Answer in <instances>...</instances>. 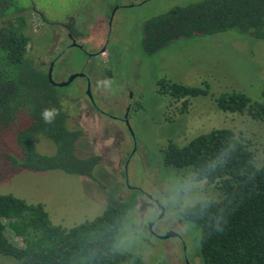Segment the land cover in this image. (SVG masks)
<instances>
[{
    "label": "rangeland",
    "instance_id": "374dc122",
    "mask_svg": "<svg viewBox=\"0 0 264 264\" xmlns=\"http://www.w3.org/2000/svg\"><path fill=\"white\" fill-rule=\"evenodd\" d=\"M137 1L143 0H16L19 7L25 8L21 14L26 21L24 33L30 39L28 57L34 55L38 60H48L59 54L62 50L60 42L54 41L58 31L64 30V25L72 26V34L78 38L74 42H89L84 45L86 53L99 51L105 44L102 35L108 36L111 30L109 21L116 7ZM145 1L118 11L112 26V31L116 29V39L107 48L106 77L100 75L99 88L107 99L99 101L101 110L108 112L115 108L113 114L120 110L124 113L127 104L129 129L119 121L102 118L89 105L86 107L87 101L82 106L72 104L68 97L78 93L75 88L82 79L56 88L64 111L72 117L67 121V128L83 132V137L76 143L77 155L101 156L92 176L70 175L60 170L32 172L13 167L4 153L15 154V150L10 149L11 145L9 148L3 145L0 149V194L42 204L54 225L69 229L99 216L105 209L107 192L117 183L121 186L118 195H124V182L146 191L154 187V193L160 191L170 200L175 215L203 199L218 198L216 184L196 181L189 171L164 167L161 151L170 141L183 146L212 129H230L250 144L254 164L264 163V122L244 114L222 112L214 102L221 93L232 90L244 93L252 101L263 100L264 41L250 33L229 29L177 40L147 55L142 49L144 22L175 6L199 0ZM37 15L42 17L43 25ZM14 17L1 18L0 26L6 19ZM105 22L107 29L103 26L101 35L99 25ZM81 56L79 50L64 53L61 65L54 69L53 79H67L76 71L74 68L82 65ZM161 79L192 87H204L206 83L209 93L190 99L183 111L182 100L175 101L158 93L156 83ZM115 100L124 102V107L121 104L113 106ZM116 126L121 131L125 150L116 145ZM33 142L40 154L49 156L55 151L54 144L40 134L34 136ZM133 150L135 153L130 156ZM128 158L129 165L125 171L124 166L120 170V165L126 164ZM140 220L136 210L127 213L116 237V249L139 253L143 264H172L171 260L165 259L158 245L146 239L141 232ZM186 229L190 246H197L198 250L199 227L189 223ZM14 262L12 257L0 254V264Z\"/></svg>",
    "mask_w": 264,
    "mask_h": 264
},
{
    "label": "trees",
    "instance_id": "16d2710c",
    "mask_svg": "<svg viewBox=\"0 0 264 264\" xmlns=\"http://www.w3.org/2000/svg\"><path fill=\"white\" fill-rule=\"evenodd\" d=\"M24 11L16 0H0V19L15 15L0 26V149L11 145L15 150L4 153L13 167L90 178L100 157L77 155L82 131L67 128L56 88L27 55ZM229 29L264 41V0H199L175 6L144 22L142 49L151 55L177 40ZM156 84L160 95L182 100L183 111L190 99L209 93L206 83L192 87L161 79ZM261 97L252 101L232 90L214 102L222 112L264 122V90ZM46 108L59 113L50 124L41 117ZM37 134L54 144L52 155L36 151ZM162 161L166 168L189 171L194 180L217 186L218 198L203 199L181 212L200 229L201 264H264V163L254 164L250 144L230 129H212L183 146L170 141ZM116 190L114 185L107 192L99 216L69 229L54 225L42 204L0 194V254L12 257L13 264H143L139 253L115 247L123 219L136 204L135 192L120 200Z\"/></svg>",
    "mask_w": 264,
    "mask_h": 264
},
{
    "label": "flooded vegetation",
    "instance_id": "af4514ba",
    "mask_svg": "<svg viewBox=\"0 0 264 264\" xmlns=\"http://www.w3.org/2000/svg\"><path fill=\"white\" fill-rule=\"evenodd\" d=\"M145 2L146 1L143 0V1H137V3L135 4L118 5L113 13L111 20L109 21V29L111 28V30L108 31L109 32L108 36L102 35V31H103L102 27L104 26L107 29V25L105 24L106 22H108V19H106L107 21L105 23H101L99 25L100 28V31L98 30L99 34L101 33L105 42L104 46L99 51L96 50L93 52L86 53L85 52L86 49L84 45H87L89 42H86L85 44H83L82 40L80 41L82 44L76 43V41L74 42V40H77L78 38L76 37L77 38L76 39L73 36L71 29L72 26L70 28L64 25L63 27L64 30L58 31L59 32L57 36L58 40L56 39V41H54L55 43H57V41L60 42V46L62 49L61 51H59L60 53L48 60H38L37 58L34 57V55H31L30 59L33 61V64L38 69L42 70L46 74L47 79H48V75H50L52 81L55 83H64L71 76H73V78L68 82V84L64 85V87L74 82L77 78L82 79V83L75 88L78 93L74 91L76 94L74 96L68 97L71 98L72 104L74 103L77 107L78 105L82 106L83 102L87 101L89 103L86 104V107L89 105L90 108L93 111H95L99 116H101L102 118L106 117L111 120L119 121L122 125H124L125 127H127V129H129L127 126L128 125L127 115L129 108L126 107L127 104L125 105V107L123 106L124 102L123 104L121 103V101L116 102V100L118 99L117 95L115 97L116 100L114 101L113 106L115 105V107H117L118 104H121V107L123 106L126 112L123 113V111L120 110L117 114H113L112 111L115 108H112L108 112H105V110H101L102 108L100 106L99 101L104 100L105 93L101 92L99 88L100 87L99 83H101L100 75H102L104 78L106 77L107 70L105 68V64L108 62L107 48L109 49L110 47L109 44L114 42V40L116 39V32H115L116 29L112 31V26L114 24L115 16L118 15L117 14L118 11L123 9H129L134 7L136 4L141 5L144 4ZM37 17L40 20L41 24L43 25L42 17L40 15L39 16L37 15ZM77 35H80V33H77ZM95 47L97 48V46ZM71 50H79L82 53L83 56H81L80 58L82 65L80 66V68L79 67L74 68L76 71L71 73L64 81L53 79L54 69L57 68L59 65H61L64 53H68L69 51L71 52ZM103 58H106V60ZM54 87L57 88V86ZM105 100L107 99L105 98ZM66 114H67V120H66V126H67V121L72 120V117L67 112ZM74 119H76V117H74ZM115 128L117 130L116 145L122 148L123 139H122L121 131L119 130V127L116 126ZM81 137H83V132ZM134 153L135 150H133L132 153H130V156L134 155ZM98 156L101 158L100 155ZM128 160L129 158L125 160L126 164L124 162L120 165L119 167L120 170H123V166H124V171H125V168L129 165V163H127ZM115 185L117 187L115 195L120 200L122 199L125 200L130 195H133V192H135L136 204L132 209L136 210L138 215L141 216V220H140L141 232L144 234L146 239L153 242V244L159 246V248L162 250L164 254L163 256L167 261L171 260L172 264H201L197 246L194 248L190 246L189 239H187L188 236H187L186 228L190 222L184 220L181 217V212L185 207L180 211L179 215H175V208L171 205L170 200L165 199L164 196L162 195V192L160 191L159 192L156 191L154 193L155 190L154 187L151 188L150 191H146L141 188L132 187L128 185L127 182H124V187H125V191L123 192L124 195H118L121 192L120 191L121 186L119 183Z\"/></svg>",
    "mask_w": 264,
    "mask_h": 264
},
{
    "label": "clouds",
    "instance_id": "9594fccd",
    "mask_svg": "<svg viewBox=\"0 0 264 264\" xmlns=\"http://www.w3.org/2000/svg\"><path fill=\"white\" fill-rule=\"evenodd\" d=\"M106 84L108 83V82H105ZM59 113H58V111L55 109V108H52V109H44L43 111H42V113H41V117H42V119H43V121L45 122V123H48V124H50V123H52L53 122V119L58 115Z\"/></svg>",
    "mask_w": 264,
    "mask_h": 264
},
{
    "label": "water",
    "instance_id": "95a60500",
    "mask_svg": "<svg viewBox=\"0 0 264 264\" xmlns=\"http://www.w3.org/2000/svg\"><path fill=\"white\" fill-rule=\"evenodd\" d=\"M72 78H73V76H71V77H70L66 82H64V83H55V82L52 81L50 75H48V81H49V83H50L51 85H53V86H57V87H61V86H64V85L68 84V82H69Z\"/></svg>",
    "mask_w": 264,
    "mask_h": 264
}]
</instances>
